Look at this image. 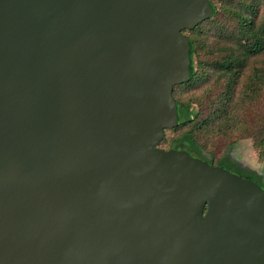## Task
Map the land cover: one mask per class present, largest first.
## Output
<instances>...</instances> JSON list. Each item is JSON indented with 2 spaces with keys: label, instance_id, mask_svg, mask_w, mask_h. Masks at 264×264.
I'll return each mask as SVG.
<instances>
[{
  "label": "water",
  "instance_id": "1",
  "mask_svg": "<svg viewBox=\"0 0 264 264\" xmlns=\"http://www.w3.org/2000/svg\"><path fill=\"white\" fill-rule=\"evenodd\" d=\"M212 0H0V264H264V189L160 147Z\"/></svg>",
  "mask_w": 264,
  "mask_h": 264
},
{
  "label": "trees",
  "instance_id": "2",
  "mask_svg": "<svg viewBox=\"0 0 264 264\" xmlns=\"http://www.w3.org/2000/svg\"><path fill=\"white\" fill-rule=\"evenodd\" d=\"M215 1L224 6L219 8ZM263 2L264 0H212L214 16L193 30L183 31L191 44L190 80L174 87L178 123L173 130L188 125H193V129L174 140L177 146H170L165 150L177 149L185 144L190 155L211 165L223 167L221 163L228 162L225 158L215 162L212 155H207L200 138L204 132L231 138L232 131L237 128L238 123L244 121L245 114L253 112L252 104L246 99L254 100L264 87V22L260 21V3ZM227 8H230L231 15L224 18V14L228 13ZM206 26L210 31L216 30L214 41H209L208 31L203 32ZM261 58L263 67H255L253 73H248L252 61ZM245 76L249 80L243 83ZM204 85H208V94L204 99H199L197 110L193 102L186 100L185 95ZM240 134L252 136L255 147L264 155V132L259 135L254 130H246L239 132L238 136ZM244 177L255 182L259 178L261 183L263 179L259 175L256 178ZM257 183L261 186L258 181Z\"/></svg>",
  "mask_w": 264,
  "mask_h": 264
},
{
  "label": "rangeland",
  "instance_id": "3",
  "mask_svg": "<svg viewBox=\"0 0 264 264\" xmlns=\"http://www.w3.org/2000/svg\"><path fill=\"white\" fill-rule=\"evenodd\" d=\"M251 0H249L250 2ZM215 4L219 8H222L224 5L215 1ZM262 7L261 12V23L264 22V2L260 3ZM235 10V9H232ZM227 14H224V18H229L230 8H227ZM209 33V41H214V36L216 30L212 29L210 31L209 27L206 26L203 28V32ZM263 58L257 61H252V66H249L248 73H253V68L255 67H263L262 64ZM243 83H246L249 80V77L245 76ZM208 94V85L202 86L200 89L193 90L189 92L185 97L186 100L193 102V106L198 110V101L199 99H204L205 95ZM244 96V95H243ZM255 97V95H253ZM245 98V97H244ZM252 104L253 112H247L244 118V121H241L237 124V128L232 131V136L225 137L223 134L212 133L207 134L203 133L201 136V143L205 147V151L207 155H212L214 157V161L217 162L220 159H227V161L233 163L237 168L242 169L248 173H256L260 175L264 179V155H261L260 149H257L254 145L255 140L252 136H238L239 132L246 130H254L256 133L260 135L264 132V87L259 95L256 96L254 100L246 99ZM255 117V118H254ZM193 129V125L184 126L177 130H170L166 134V138L160 144V147L163 149H168L170 146H177L174 140L179 136L190 132ZM229 138V139H227ZM179 148H187L185 144H181ZM223 167L227 168V170L231 171L233 174L238 175V171L232 166L230 163L222 162ZM244 175V174H243ZM257 181L261 184L264 189V184L257 179Z\"/></svg>",
  "mask_w": 264,
  "mask_h": 264
},
{
  "label": "flooded vegetation",
  "instance_id": "4",
  "mask_svg": "<svg viewBox=\"0 0 264 264\" xmlns=\"http://www.w3.org/2000/svg\"><path fill=\"white\" fill-rule=\"evenodd\" d=\"M173 149H175V150H186V148H173ZM170 150V149H169ZM187 151V150H186ZM188 152V151H187ZM227 163H230L232 166H234L235 167V169L238 171V175L239 176H242V177H244V176H251V177H257V175L255 174V173H248V172H246V171H244V170H242V169H239V168H237L233 163H231L230 161L229 162H227ZM227 170V169H226ZM244 174V175H243ZM260 176V175H259ZM261 177V176H260ZM245 178V177H244ZM247 179H250V178H247ZM252 180V179H251ZM258 180H260L259 178H258ZM257 182V181H256ZM262 183H264V179H262Z\"/></svg>",
  "mask_w": 264,
  "mask_h": 264
}]
</instances>
